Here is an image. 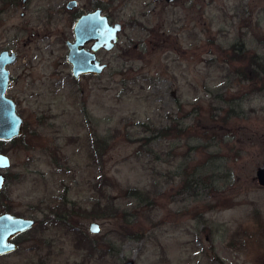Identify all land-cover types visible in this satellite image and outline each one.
I'll return each mask as SVG.
<instances>
[{
	"label": "rangeland",
	"instance_id": "1",
	"mask_svg": "<svg viewBox=\"0 0 264 264\" xmlns=\"http://www.w3.org/2000/svg\"><path fill=\"white\" fill-rule=\"evenodd\" d=\"M95 8L119 41L76 81L64 41ZM3 50L24 126L0 215L36 225L0 264H264V0H0Z\"/></svg>",
	"mask_w": 264,
	"mask_h": 264
},
{
	"label": "water",
	"instance_id": "2",
	"mask_svg": "<svg viewBox=\"0 0 264 264\" xmlns=\"http://www.w3.org/2000/svg\"><path fill=\"white\" fill-rule=\"evenodd\" d=\"M159 2L162 0H154ZM166 3H174L175 0H164ZM26 2V0H23ZM76 2L71 1L67 8L72 10ZM121 26L117 23L110 24L109 19L97 8L87 15L81 16L73 28L74 43L68 44V61L72 66V73L77 79L80 75L99 76L107 65L96 59V52L104 50L112 51L119 41ZM93 42L90 50H84L87 43ZM17 61L15 53L4 51L0 53V142H12L23 134V120L18 115L15 101L7 97L9 87L8 65ZM12 167L8 155L0 152V195L3 193L7 178L5 172ZM256 179L260 187H264V164L257 168ZM36 222L31 218L18 217L6 212L0 215V257L12 254L18 250L16 239L18 236L32 230ZM94 228L99 229L93 231ZM89 232L93 235L100 234L99 223H90ZM125 264H133L126 262Z\"/></svg>",
	"mask_w": 264,
	"mask_h": 264
},
{
	"label": "flooded vegetation",
	"instance_id": "3",
	"mask_svg": "<svg viewBox=\"0 0 264 264\" xmlns=\"http://www.w3.org/2000/svg\"><path fill=\"white\" fill-rule=\"evenodd\" d=\"M9 0H3V3H7ZM11 1V5H14V4H16V0H10ZM19 1H20V3L22 4V5H25L26 3H27V1L28 0H26V2H23V0H18V3H19ZM76 8V7H75ZM74 8V9H75ZM95 9H97V8H95ZM95 9H93L92 11H94ZM73 10V9H72ZM92 11H90V12H92ZM90 12H86V13H83V14H80V15H78V17H76L75 18V20L73 21V23L71 24L72 25V39L70 38V39H65V41H64V44H65V47H66V51H67V53H66V63H67V65H69V67H70V73L69 74H71V76H72V78L74 79V80H76V81H79L80 79H82V78H86V77H98V76H94V75H80V76H78V78L76 79L75 77H74V75H73V73H72V66H71V64L69 63V61H68V53H69V48H68V44H71V43H74V34H73V28H74V25L76 24V22L78 21V19L81 17V16H83V15H87V14H89ZM21 16L23 17L24 16V13L22 12L21 13ZM93 45V42H90V43H87V44H85V46H84V50H90V48H91V46ZM4 51H9L10 53H15V55L17 56V59H18V54H17V52H15V51H13V50H3V51H1L0 53H2V52H4ZM101 51H104L103 49L102 50H99V51H97L96 52V59L97 60H99L100 61V63H103L100 59H99V55H100V53H101ZM18 63V60L16 61V63L15 64H17ZM15 64L14 65H8L7 67H6V69L8 70V72H9V77H10V80H9V87H8V90H7V96L9 97V98H11V99H13V97H10V93H11V86H12V81L14 80V75H13V70H12V68H13V66H15ZM104 64H106V63H104ZM107 65V64H106ZM28 67V66H27ZM27 69V68H26ZM26 69L23 71V73H22V75L23 76H26L27 75V71H26ZM100 76V75H99ZM14 101H15V99H13ZM15 103H16V105H17V111H18V103L15 101ZM18 115H19V113H18ZM20 116V115H19ZM21 117V116H20ZM22 118V117H21ZM22 120H23V118H22ZM23 126H24V120H23ZM4 213H6V212H4ZM9 213H11V212H9ZM3 214V213H2ZM13 214V213H12ZM15 215V214H14ZM16 216H18V215H16ZM31 219H33V218H31ZM36 222V221H35ZM36 225V224H35ZM35 227V226H34ZM34 227H33V229H34ZM32 229V230H33ZM32 230H30V231H28L27 233H29V232H31ZM27 233H24V234H27ZM24 234H22V235H24ZM22 235H20V236H22ZM20 236H18V238L20 237ZM18 238L16 239V243H17V245H18V250L20 249V247H19V244H18ZM18 250L16 251V252H18ZM15 253V252H14ZM13 254V253H12ZM10 255V254H9ZM6 256V255H5ZM1 257H3V256H1Z\"/></svg>",
	"mask_w": 264,
	"mask_h": 264
},
{
	"label": "trees",
	"instance_id": "4",
	"mask_svg": "<svg viewBox=\"0 0 264 264\" xmlns=\"http://www.w3.org/2000/svg\"><path fill=\"white\" fill-rule=\"evenodd\" d=\"M181 129H178L177 130V133L180 131ZM164 132H166V131H162V133L164 134ZM166 135V134H165ZM125 194H126V196L127 197H132V198H137V199H141L142 198V193H140L139 191H137V190H133V189H128V190H126V192H125ZM96 210H100L101 211V213L103 214V216L105 217V216H111V215H113L114 213H113V209H112V207H110V205H108L107 203H103V204H98V205H96V209H94V210H92V211H96ZM78 243H79V245H78V248H80V247H84L86 250H90V251H92V245H93V243L92 242H90L89 240H88V238L85 236V235H83V234H79L78 235ZM80 246V247H79ZM81 249V248H80ZM102 257V256H101ZM37 264H45L42 260H39L38 262H37Z\"/></svg>",
	"mask_w": 264,
	"mask_h": 264
},
{
	"label": "snow or ice",
	"instance_id": "5",
	"mask_svg": "<svg viewBox=\"0 0 264 264\" xmlns=\"http://www.w3.org/2000/svg\"><path fill=\"white\" fill-rule=\"evenodd\" d=\"M98 230H99V229H97V228H94V229H93V231H98Z\"/></svg>",
	"mask_w": 264,
	"mask_h": 264
}]
</instances>
